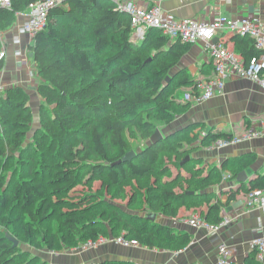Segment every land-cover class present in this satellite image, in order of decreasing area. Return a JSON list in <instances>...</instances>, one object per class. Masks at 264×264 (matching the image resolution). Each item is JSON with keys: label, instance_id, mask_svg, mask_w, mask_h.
<instances>
[{"label": "trees", "instance_id": "obj_1", "mask_svg": "<svg viewBox=\"0 0 264 264\" xmlns=\"http://www.w3.org/2000/svg\"><path fill=\"white\" fill-rule=\"evenodd\" d=\"M35 1L12 0L11 7H0V31L12 28L18 13ZM132 33L129 14L118 9L113 0H65L64 6L50 11L46 27L30 46L40 79L39 93L47 104H56L52 116L41 114L45 134L51 137L47 146L44 135L32 150L24 144L33 121L27 91L17 86L0 95V225L15 227L23 243L49 250L60 244L80 247L89 240L112 238L103 228L109 221L113 237L123 234L149 248L179 251L190 244L189 232L148 217L124 216L99 192L100 197L90 193L74 196L75 188L84 181H101L102 192L114 197H125L124 188L133 186L145 194V206L151 213L174 218L181 207L206 202L208 208L200 216L209 224L223 220L222 210L236 200L240 190L246 194L264 190V173L228 192L226 201L216 189L209 190L214 183L211 175L168 176L166 155L179 156L183 161L178 165L195 177L201 171L193 165L202 160L189 154L233 134L210 130L196 141V134L190 136L199 123H193L152 143L160 122L171 123L192 106L173 94L175 89L194 83L195 78L180 68L192 43L172 39L159 28H149L137 43L132 41ZM233 40L246 61L263 53L248 36L234 35ZM3 68L1 58L0 72ZM76 126H84L88 137L79 138L74 148L63 135ZM184 137L191 138L192 148H180L179 139ZM131 139L144 142L134 145ZM55 146L57 153L50 154ZM134 147H139L134 150L136 155L122 161ZM27 152L29 156L22 158ZM12 160L16 166L8 176ZM256 160L257 154L249 152L233 161L227 159L221 168L237 181L239 173ZM54 220L57 231L43 228ZM36 263L40 264L6 235L0 237V264ZM104 264L134 263L109 260ZM245 264L264 263L253 250Z\"/></svg>", "mask_w": 264, "mask_h": 264}, {"label": "crops", "instance_id": "obj_2", "mask_svg": "<svg viewBox=\"0 0 264 264\" xmlns=\"http://www.w3.org/2000/svg\"><path fill=\"white\" fill-rule=\"evenodd\" d=\"M137 1L142 4L160 2L164 11L174 14L178 18L198 17L209 20L220 13L230 17L259 16L264 22V0ZM27 14L28 10L18 13L13 27L5 32L2 31L7 43V53L2 58L4 59V68L0 72V95L9 88L22 87L32 96L30 101L32 106L33 99L39 97L38 87L35 84V80L38 81L36 63L30 48L34 41H30L28 36H23L19 46L13 43L14 36L18 34V27L26 21ZM233 37L234 35L224 32L217 39L239 54ZM1 49L2 44L0 43V52ZM18 49L22 50L26 56L16 57L14 52ZM180 68L186 69L189 75L195 78L194 83L200 76H209L206 75L209 70L213 74V63L201 42L192 43L189 52L180 63ZM193 84L184 86V89H190ZM191 104V108L184 113L183 127L199 123L196 129H202L203 135L210 130L224 131L235 135L247 128H260L264 124V91L256 83L245 78L233 76L226 81L223 94L201 103L191 102ZM195 134H197V130L191 135ZM249 152L256 153L257 160L245 169L247 181L244 183H248L257 173H264V135L220 150L200 147L193 154L196 158H200L202 163L208 159L222 165L227 159L233 161ZM241 183L237 180L238 188ZM244 193L243 190H240L236 200L222 210V216L229 218L230 223L216 234H212L206 227H194L189 224L188 220L192 216L184 217V222H179L177 225L157 221L191 234L190 244L182 250L149 248L144 245L125 247L109 241L99 243L96 248L85 250L81 247L76 248L74 252L68 253L66 258L51 253L48 259L50 264H104L109 260L134 264H217L218 245L225 241L232 249L233 264H244L246 257L251 252L250 241L258 235H264V213L259 207H248ZM226 195L228 196V193ZM222 200L226 201L227 198ZM259 227L263 228L261 232H257ZM261 262L264 263V260Z\"/></svg>", "mask_w": 264, "mask_h": 264}, {"label": "built area", "instance_id": "obj_3", "mask_svg": "<svg viewBox=\"0 0 264 264\" xmlns=\"http://www.w3.org/2000/svg\"><path fill=\"white\" fill-rule=\"evenodd\" d=\"M117 8L129 14L133 33L132 41L140 42L146 36L149 28H159L172 39L181 38L187 43L201 42L203 49L209 55L213 63L211 76H200L189 92L186 101L204 102L225 91L226 81L235 76L245 78L256 83L264 91V22L259 16L230 17L216 14L212 19H200L198 17L178 18L174 14L164 11L160 2L142 4L137 0H113ZM12 0H0V7H11ZM65 0H38L28 7L27 19L18 27V34L14 36L13 43L21 44V38L28 36L30 41H35L38 34L46 27L49 13L52 9L64 6ZM248 36L253 39L255 46L263 53L246 61L242 56L226 46L220 39H215L221 33ZM0 43L2 49L0 59L6 56L7 43L4 34L0 31ZM16 57H24L26 54L20 49L15 52ZM260 128H247L241 133L230 138H219L210 146L209 150H220L239 145L264 135V124ZM246 204L248 207H259L264 213V190L258 188L247 193ZM188 223L194 227H206L212 234H216L230 223L229 218H223L220 223L209 224L200 215L193 216ZM263 228L259 227L257 232ZM113 241L125 247L142 246L138 240L125 237H100L97 240H89L81 246L82 249L96 248L99 243ZM251 251H257V258L264 260V235H258L249 243ZM233 252L229 245L223 241L218 245L217 264H233Z\"/></svg>", "mask_w": 264, "mask_h": 264}, {"label": "rangeland", "instance_id": "obj_4", "mask_svg": "<svg viewBox=\"0 0 264 264\" xmlns=\"http://www.w3.org/2000/svg\"><path fill=\"white\" fill-rule=\"evenodd\" d=\"M65 7H67V5ZM39 82H40V79L38 81L35 80V84H37V87L39 85ZM189 90L190 89H187V88L184 89V87H182L180 89H175V91H173V94H176L178 96V99L181 102H184V101H186L185 97H186V94L189 92ZM38 92H39V90H38ZM38 96L39 97L33 99V101H32L31 107L33 110V121L31 124V129H30L27 137L25 138V142H24L25 146L27 148L30 147L31 150H32L31 146H34L37 141H42L43 135L47 136L45 134L46 131H45L44 126H43L44 124L41 121V114H45V115L47 114V115L52 116L53 113H51V111L56 106L55 103L47 104L45 102V99L41 96L40 93L38 94ZM31 98H32V96L29 94V100L30 101H31ZM82 121H84V120H82ZM183 124H184V114H179L176 117V119L174 121H172L171 123L166 124V123L160 122L159 123V126H160L159 129L162 132V134L165 135L168 132H175L179 129H182L184 126ZM83 127L84 126H82V127L76 126V127L68 128L67 134L63 135V139L66 140L67 142H69L72 145V147L76 148L79 145V142H78L79 138H83V137L87 138L88 137L87 129L83 128ZM196 130H197V134H196V136H194V135L193 136L196 137L197 138L196 141H198L199 138L203 134V130L202 129H196ZM55 134H57V132ZM193 136H190V137L192 138ZM190 137L180 138L178 143L180 144L181 147L180 146L179 147L182 148L183 150L186 149L187 146L192 148L193 143L191 142ZM50 140H51V137H48V136L43 140V142H46L45 146H47V144H50ZM143 142L144 141L140 140V139H131V143L134 145L143 144ZM36 145H37V143H36ZM57 147L58 146H55V149H53V152H51L50 154L57 153V150H58ZM138 149H139V147L133 148V150H135V151H137ZM28 152H30V151L28 150ZM28 152L22 158L29 156ZM37 153L39 154V152H37ZM189 157L190 158L195 157V155L193 153H190ZM164 158H165V162L167 163V166L169 167V170H170V175H168V176L175 178L177 175L181 174L182 177L183 176H190L192 178H198L200 176L211 175L214 183L209 187V190L216 189L217 191H219L220 197L222 199L227 198L226 193L235 192L238 189L237 181L231 180L230 174L227 171L222 170L221 165L216 163V162H212V161L207 159L206 161H204L201 164L194 163L193 166L195 168L200 169L201 173L199 175H196L195 177H193V174L189 170L184 169V168L180 167V165H178L183 160H181V158L179 156H177L176 154L166 155ZM15 166H16V160H12L7 167L8 176L12 175V169L15 168ZM20 171H21V168H19V172ZM167 178H169V177H167ZM151 180H152V178H151ZM184 180L185 179L182 180L183 183H184ZM134 182H136V181H134ZM102 188H103V186L101 184V181H99V180L94 181L92 183L84 181L83 184H80L75 188L74 196H80L81 197L87 193H90V194H94V195L100 197V194H103L104 198L107 199L111 205L113 204L114 207L116 206V208H119L118 210L124 216L133 214V215H138V216H141L143 218H146L151 213V211L149 209H147V207L145 206V201H144L145 200L144 199L145 194L143 192H141V190L136 189L133 186H126L124 188V190L126 191L125 197H114L111 194H108L106 190H104V192H102ZM111 193H114V191H111ZM244 194H245L244 198L246 199L247 194L246 193H244ZM114 207H111V209L112 210L115 209ZM207 208H208V203H206V202H202L198 206L192 207V208L184 209V207H181L179 209V213H178L177 217H175L174 219L172 216H169V215L157 214L156 221L165 222V223H168L171 225L172 224L177 225V224H179V222H184V217L189 218L190 216H192V217L193 216H199V215H201V211H206ZM107 209H109V208H107ZM43 228L48 230V231H57L58 230V223L56 220H54L49 224L43 225ZM103 228H107V230L109 232L108 235H110L113 238L114 234H113V230H112V224L109 221H107L104 224ZM5 235L6 236L9 235L10 237L16 239L18 241V243H17V245H14V246H17L21 249V251H24L27 254H30V258L35 259V262H40V264L41 263L50 264V260L48 258H50L51 253H56L58 257L61 256L62 258L63 257L66 258L68 253L74 252L76 250V248L79 249V247H69V246L61 245V244L58 245L55 250H49L46 247L45 248H36L32 245L23 243L20 240L21 239L20 234H18V231L15 227H3L0 225V237L5 236ZM108 238H110V237H108ZM10 240L13 242L12 239H10ZM109 241H105V242H109ZM158 249H161V248H158Z\"/></svg>", "mask_w": 264, "mask_h": 264}, {"label": "water", "instance_id": "obj_5", "mask_svg": "<svg viewBox=\"0 0 264 264\" xmlns=\"http://www.w3.org/2000/svg\"><path fill=\"white\" fill-rule=\"evenodd\" d=\"M218 39L216 38L215 41H217ZM167 80H170V77L167 78ZM165 136L162 134V132L160 131L159 128L156 129L155 133L151 136V142L155 143L158 140H161L162 138H164ZM136 155V152L134 150H130L129 152L126 153V155L122 158V161H128L131 160L134 156ZM238 181L239 182H246L247 181V173L245 170L241 171L238 175ZM149 219L151 220H156L157 214L155 213H151L147 216ZM10 239L13 240L14 245H17L18 241L12 237H10L9 235H7ZM119 261V260H118Z\"/></svg>", "mask_w": 264, "mask_h": 264}]
</instances>
